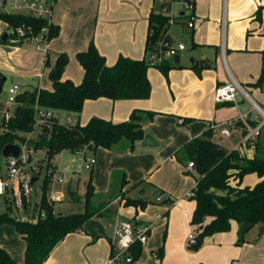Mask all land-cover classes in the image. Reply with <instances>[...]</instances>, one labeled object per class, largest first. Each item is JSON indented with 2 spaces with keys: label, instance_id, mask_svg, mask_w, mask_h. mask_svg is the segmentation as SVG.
Segmentation results:
<instances>
[{
  "label": "crops",
  "instance_id": "1",
  "mask_svg": "<svg viewBox=\"0 0 264 264\" xmlns=\"http://www.w3.org/2000/svg\"><path fill=\"white\" fill-rule=\"evenodd\" d=\"M156 2V0H55L50 23L59 27V34L56 38L41 49L26 44L27 41L16 46L0 43V74L5 78L3 88L5 85L8 87V94L11 88H17V95L35 89L50 91L52 86L48 79V73L57 54H65L68 57L63 80H70L75 85L80 84L83 70L75 56L77 53L85 51L90 42H93L99 54L105 58L107 66L114 65L120 56L132 60L143 59L145 57L148 16L152 10L158 8V2ZM257 11H260L259 15ZM172 15L175 17L183 15L182 10L176 11V13L173 11ZM194 17L193 29H187L184 17L176 21V23L184 25L180 36L172 33L171 27H169L167 35L170 42L174 45L177 37H182L187 44L189 42L190 52L185 53L186 46L183 45L184 43L178 42L177 45L182 44L184 50L178 52L179 62L176 65L173 60L172 65L175 67L168 72L167 77H164L159 70L158 73L163 78H160L157 72L153 73L152 68L148 70L147 77L151 85L149 99L111 101L100 98L88 100L84 102L79 115L73 116L61 111L59 115L64 120H70V125L78 123L83 126L94 117L120 123L128 120L132 110L156 112L158 115L152 121L144 122L142 125L144 132L153 138L156 145L142 147L140 142L135 146V149L138 154L145 152L160 156L161 151L172 142V139L164 141L161 137L162 131L159 126L168 124L172 129L177 130L182 141L179 139L165 157L160 156L162 158L160 162L163 165H174L177 161L178 151L182 147H179L178 151L172 152L178 146L200 137L202 133L214 126L233 121V125L229 128L230 135L221 137L218 134V137L219 139H230L237 134L240 140L230 148H222L227 151H239L240 154L251 158L254 155V148L243 147L244 128L238 120L242 116H246L253 123L258 120L252 111L253 106L258 105L248 96L247 92L252 93L264 105L263 87L253 86L264 68V0H196ZM3 31L5 33L6 25ZM185 33L188 36L185 35L183 38ZM47 51L53 54L49 55V66L46 65ZM192 65H195L198 70L204 65L207 67L200 69L198 75L191 69ZM231 81L238 83L244 93H238L235 103H232L230 107H221V103H217L214 99V90ZM245 98L251 104H247ZM13 108L14 104L9 103L8 98L0 96V121L4 117H8ZM166 128L169 130V127ZM215 135L214 132L212 141L221 146L214 140ZM258 141H261L260 137ZM120 145L123 144L120 143ZM128 148L130 149L129 144ZM135 149L130 150L135 151ZM88 153L91 152L88 151ZM127 154L128 152H125L123 155ZM61 155L62 152L53 160L55 172H60L62 169ZM91 155L93 158L91 171L87 176L84 174L74 176L76 178L71 177L68 184H62L67 186L68 192H60V203L55 204L54 212L61 215L73 214L68 209L69 203L72 201L84 202L85 193H80L72 188V183H78L80 178L83 180L85 189L87 182L91 181L94 195L99 192L100 186H103V191L106 193L111 184L115 182L116 193L113 195V200L102 201V199L98 204H95L97 206L104 205L103 209L108 212L109 217L94 218L102 224L104 233L103 220L105 219L110 220L109 223H113L114 226L118 221H130L135 226L146 224L135 218L139 215L142 216L149 206L159 203L162 196L166 195L164 191L152 184L154 173L146 180L138 181L137 178L122 172L115 181L112 180V165L108 160L111 157L116 158L117 155L111 149L102 148L97 149ZM181 166L186 170V165ZM188 174L192 177L195 188V177L198 175L189 172L183 175L187 176ZM251 176H255L253 184L245 185L242 180L240 188L253 187L259 182L260 179L256 175L251 174ZM245 178L246 176L243 179ZM105 183L106 188L104 187ZM124 183L125 185L122 186ZM125 191L128 192V197L147 201L149 204L145 210L137 212L133 207H125L124 201L127 198H120ZM155 192L159 193L156 200L160 198V201L150 200L149 196H154ZM186 195L183 196V200H190V198H186ZM74 198L77 201H74ZM192 202L193 208L189 214V225L195 208V203ZM66 208L68 212H60L61 209L66 210ZM124 208L134 211L133 219L120 217L124 213ZM240 226L237 223H232L229 232L205 238L200 247L206 243L207 239L219 242L220 248L223 245L222 242L228 246L234 244L240 240L238 237ZM256 227L253 226L244 234V242L237 247L238 250L231 249V256H234L235 259L234 264H264V235L255 242ZM190 228L195 229L191 225ZM252 231L253 233H251ZM102 237L104 236L92 237L86 232L71 233L56 245L44 264H107L111 256V249L109 251L108 246L103 244ZM194 238L196 235H190V242ZM146 245L147 243L142 246V253L147 250ZM0 248L4 249L15 263L22 264L24 262L26 244L14 226L0 225ZM140 260L141 258L132 264H153L152 261L142 262ZM116 264L124 263L119 259ZM190 264L209 263L195 258Z\"/></svg>",
  "mask_w": 264,
  "mask_h": 264
},
{
  "label": "trees",
  "instance_id": "2",
  "mask_svg": "<svg viewBox=\"0 0 264 264\" xmlns=\"http://www.w3.org/2000/svg\"><path fill=\"white\" fill-rule=\"evenodd\" d=\"M260 11H257L259 15ZM168 16L159 12L158 8L152 10L148 16V30L145 41V53L152 50L155 44L164 38L169 29ZM0 22L7 28H22L27 37L36 36L46 28L43 37L46 43L56 38L59 27L48 24L43 19H36L26 15L10 14L0 10ZM28 31V32H27ZM166 38L169 39L168 35ZM23 41L16 45L22 44ZM8 44V42H1ZM13 45V46H16ZM48 55H53L47 51ZM76 61L83 70L80 84L75 85L70 80H63V73L68 64L65 54L55 55L53 66L48 73L52 89H35L18 94L14 99V108L11 116L3 118L0 122V150L6 145H13L24 141L23 134L34 131L35 106L39 109L54 112H66L77 116L81 113L84 102L100 98L111 101L118 100H147L151 94V85L147 77L150 69L146 62V55L141 60H132L120 56L114 65L107 66L105 58L99 54L93 42H90L85 51L75 56ZM175 65L170 62L163 63L157 68L164 77ZM203 66L200 69H205ZM198 75L195 65L191 66ZM264 81V68L253 84L261 88ZM232 105L231 102L221 103V107ZM219 107V106H218ZM158 115L156 112L133 110L128 120L113 123L100 118H91L81 126L62 125L51 118L43 126L31 143L34 150H43L44 159L48 165L53 163L55 157L63 151L75 154L82 150L94 153L97 149H112L121 141L128 142L131 150L142 142L145 132L143 122L152 121ZM7 119V120H6ZM251 126L256 124L250 122ZM244 134V132H243ZM212 129L204 132L182 147L189 158V162L198 160L203 174L196 176V185L192 190L190 200L194 201L195 208L192 212L190 225L195 227L196 238L203 242L205 238L216 234L227 233L232 223L264 225V145L256 141L254 155L251 158L240 154L238 151H227L212 141ZM53 165V164H52ZM254 174L258 177L253 187L240 185L245 176ZM124 180V179H123ZM50 181L45 177L43 190L45 191ZM122 184V186H124ZM93 186L89 180L86 184L84 195V212L79 214L61 215L54 212V202H47L42 196L41 205L44 216L36 222L18 220L0 214V225L10 224L26 244L24 262L22 264H44L52 250L67 235L75 232L86 231V226L94 217L103 218V206H94L92 198ZM121 195V199H123ZM74 201H77L74 198ZM168 199L166 203H170ZM149 203L142 199H125V207H133L137 212L144 211ZM244 241L238 240L237 246ZM113 251L111 249V255ZM132 263L142 254L139 243L132 244L128 249ZM157 256L161 259L162 249ZM0 264H17L9 254L0 248Z\"/></svg>",
  "mask_w": 264,
  "mask_h": 264
},
{
  "label": "rangeland",
  "instance_id": "3",
  "mask_svg": "<svg viewBox=\"0 0 264 264\" xmlns=\"http://www.w3.org/2000/svg\"><path fill=\"white\" fill-rule=\"evenodd\" d=\"M155 1V0H154ZM175 2H178L176 0ZM157 3V2H156ZM180 6L174 4L173 11H181ZM4 12H8L7 8L3 9ZM172 33H175L177 36L182 35V29L184 25L180 23H174L171 26ZM5 28V24L0 22V36L4 33L3 29ZM188 36L186 33L183 34L184 36ZM174 46L177 45L178 42L184 43L183 45L186 46V51L190 52V44L182 37H177ZM26 44L36 47L35 42H28ZM148 54V53H147ZM144 50V56L147 55ZM144 58V57H143ZM153 73L157 72V68H152L151 70ZM160 78L163 76L158 73ZM262 90L264 92V81L262 83ZM248 96L258 105L259 108L262 109L264 112V105L250 92H247ZM3 98H8V87L5 85L3 88L2 93L0 94ZM246 99V103L249 104L250 101ZM12 104V103H11ZM251 104V103H250ZM230 107V106H228ZM44 111V109H42ZM35 124H34V131L30 134H23L21 136L24 137V141H19L18 143H14L13 145H17L19 147L27 148L28 152V160L27 165L24 166L25 173L32 176V178H36L37 180L32 184V190L28 198L21 196V208L17 205V197L13 189L10 187V183H8V187L6 192L3 195H0V214H4L8 217H12L18 220H25V215L30 210L33 205H36L39 208H42L41 200L42 196L45 195V199L47 202H51L50 200V191L56 193H66L68 192L67 186H61L60 184L53 183L52 178L53 174L55 173V168L53 167L52 163L50 165L47 164L46 159H44V152L41 150H34L31 143L36 140L41 128L48 124V119L46 117H42L43 111H41L37 106H35ZM133 111V110H132ZM131 114V113H130ZM129 114V116H130ZM255 114V113H254ZM253 115V114H252ZM258 115V114H257ZM11 114L8 116L10 117ZM129 118V117H128ZM260 121H263L262 116L258 115L257 117ZM7 120V119H6ZM219 121V120H217ZM1 122V121H0ZM150 122V121H144ZM143 122V123H144ZM143 125V124H142ZM169 127V130L166 128ZM159 128L161 129V137L164 141L172 139V142L167 146V148L161 151L160 156L165 157L171 150V148L177 144V141L180 139V134L177 133V130L172 129L168 124L160 125ZM167 129V130H166ZM222 128H218L216 130V135L214 140L224 148H230L237 144V141L240 140L239 135H235L233 138L230 139H219L218 134ZM225 129V128H224ZM2 130H0V133ZM203 134V133H202ZM201 134V135H202ZM260 142L264 143V134L260 135ZM180 141H182L180 139ZM123 144V145H120ZM119 143V145L112 148V152H114L117 156L116 158L111 157L108 161L109 164L112 165L111 175L112 180L116 181V178L119 177L122 172L128 173L130 176L137 178L138 181L146 180L151 174L154 173V180L151 181L154 186H156L159 190H162L166 193L165 196H162L161 201L157 204H152L148 207L145 213L142 216H138L135 218L137 221H141L142 223H146L148 226H151V229L147 235V250L145 253L143 252L141 256L138 258L142 262L152 261L153 264H190V262L195 258H198L199 261L209 264H234V256L232 255V250L237 249V242L232 245H227L225 242H222L223 245H219V242L213 241V239H207L206 243H204L199 249L191 250L190 249V235H195V229H191L189 225V214L193 208L192 200H183V196L187 193H190L192 196V190L194 189V181L192 177L188 174L187 176L183 175L186 174L187 171L181 165H187L189 163V158L185 153L184 149H180L178 146L172 153L178 151L174 165L167 164L163 165L160 162L162 159L159 155L155 154H148L145 152H138L131 151L128 148V142L123 140ZM125 152H128L127 155H123ZM154 153V152H150ZM88 155L92 156L91 153ZM77 158V155L71 154L69 152H62L60 160L63 162L61 163L62 169L60 171H64L65 166H70L72 161ZM180 161V162H179ZM102 166L104 164L102 162ZM159 167V169H158ZM122 168V169H121ZM158 169V170H157ZM157 170V171H156ZM183 173V174H182ZM84 174L85 176L88 175L86 171H80L78 175ZM47 178L50 182L47 185L46 190H43V180ZM73 179L76 177L72 176ZM83 177V176H82ZM0 180L6 181V162L5 159L1 155L0 150ZM255 180V176H246L243 179V183L245 185L253 184ZM154 182V183H153ZM53 183V184H52ZM65 184H68L66 182ZM115 182L111 184L109 190L104 193L103 186H100L99 192L96 195H93L92 204H98L102 199V201H112L113 195L116 193ZM106 188V183L105 186ZM247 187V186H245ZM72 188L78 192L85 193V186L83 183L82 178L78 183L73 182ZM50 189V190H49ZM124 198L133 199L128 197V192L125 191ZM159 196V193L155 192L154 196H149L150 200H156V197ZM121 198V197H120ZM78 199V198H77ZM170 200V203H166L167 200ZM157 201V200H156ZM55 204L60 203V201H54ZM55 206V205H54ZM104 207V205H103ZM20 208V209H19ZM71 213L79 214L84 212V204L83 202H70L69 208ZM66 210L61 209L60 212H68ZM124 213L120 215V217L125 218H134V211L129 208L123 209ZM167 213V216L165 217ZM104 215L103 218L109 217L106 212L102 213ZM96 218V217H94ZM93 220H96L94 219ZM102 218V219H103ZM113 220V219H111ZM110 220H103V224H105V235L102 237L104 240L103 244L108 246V249H112V251L116 254L120 253V249L118 245L112 240V230H113V223H109ZM109 223V224H108ZM254 231V230H253ZM253 231L251 233H253ZM230 247V248H229ZM162 249V257L161 259L157 256L159 250ZM232 249V250H231ZM111 253V252H110ZM143 255V256H142Z\"/></svg>",
  "mask_w": 264,
  "mask_h": 264
},
{
  "label": "built area",
  "instance_id": "4",
  "mask_svg": "<svg viewBox=\"0 0 264 264\" xmlns=\"http://www.w3.org/2000/svg\"><path fill=\"white\" fill-rule=\"evenodd\" d=\"M158 2V10L161 14L168 16V25L169 27L176 23V21L182 17L185 18V26L187 29H193L195 24V7L196 0H156ZM177 4L182 9V14L180 16H173V6ZM55 5V0H6L5 8L8 9L10 14H19L26 15L36 19H43L48 24H50V19L52 17L53 8ZM3 11V10H2ZM28 32V31H27ZM5 33L7 34V42L9 45H16L21 41L35 42L36 47L41 49L46 45V41L43 37V34L46 33V28L41 30V33L36 36L27 37L26 31L22 28H7ZM166 35H163L164 38L159 40L150 52L146 55V62L150 68H159L163 63L170 62L172 63L174 58L178 55V52L184 50L182 44L174 46L169 39L166 38ZM18 89L11 88L9 90L8 102L13 103L15 97L17 96ZM238 93H244L242 88L235 81L228 82L227 84L217 87L214 90V99L217 103L231 102L235 103ZM261 111H259V110ZM43 111L42 109H40ZM252 111L255 113L256 117L258 115L262 116L263 121L259 119L255 121V126L250 125V121L246 116H242L239 122H241L242 127L244 128V134L242 138L243 147L254 148V145L261 134L263 133L264 128V112L258 106H253ZM258 114V115H257ZM42 117H46L48 120L54 118L59 124L70 125V120H64L59 112H54L52 110L43 111ZM7 118V117H5ZM37 120V119H36ZM233 121H228L225 124L212 127V132H216L218 128L221 127L219 134L221 137H227L230 135L229 128L233 125ZM225 128V129H224ZM20 154L17 158L9 157L6 159V181L0 180V195H3L10 183V187L16 194L17 205L21 208V196L26 198L29 197L32 190V176L25 173L24 166L27 165L28 152L27 148L19 147ZM239 152V151H238ZM88 150H82L76 152L77 158L72 161L70 166H65L64 171H58L53 174L52 181L57 184H64L69 182V179L72 176H76L81 171L90 172L93 165V158L89 156ZM240 153V152H239ZM186 171L191 174H196L194 162H189L186 167ZM52 183V184H53ZM191 194H187L186 198H190ZM60 193L50 192L51 202L59 201ZM157 201H160V198H157ZM50 202V201H49ZM55 203V202H54ZM19 208V209H20ZM31 208L33 210L29 211L25 215V220L31 222H36L39 218L44 216V210L42 208L33 205ZM150 231V226L144 224L135 226L130 221H118L116 222L113 233L112 240L118 245L120 253L113 254L110 256L107 264H116L119 259L123 261L124 264H132V259L129 257L128 249L134 243H139L141 246H144L147 243V235ZM86 232V231H84Z\"/></svg>",
  "mask_w": 264,
  "mask_h": 264
},
{
  "label": "water",
  "instance_id": "5",
  "mask_svg": "<svg viewBox=\"0 0 264 264\" xmlns=\"http://www.w3.org/2000/svg\"><path fill=\"white\" fill-rule=\"evenodd\" d=\"M5 3H6V0H0V10H3L5 8ZM7 39H8L7 34L3 33L0 38L1 42H6ZM178 62H179V58L178 56H176L174 58V64L177 65ZM49 63H50V56L48 55L46 57V65L49 66ZM4 82H5V78L0 74V94L2 92ZM263 133H264V128H263ZM147 145H150V146L156 145L153 138L149 134H145L142 142L140 143V146L142 147L147 146ZM19 154H20V148L17 145H6L3 147L1 151V155L5 159L9 157L17 158ZM195 172L198 176H201L203 174V169L201 168L198 160L195 161ZM36 180H37L36 178H33L32 182H35ZM252 228H253L252 224H242L238 232L239 239L243 240L244 234ZM256 229H257V235L255 238V242H257L264 235V225L263 224L257 225ZM86 233L92 237L105 235L102 224H100L97 220H93V219L90 222H88L86 226ZM200 245H201V242L197 238H194L190 242V248L192 250H197L198 248H200Z\"/></svg>",
  "mask_w": 264,
  "mask_h": 264
},
{
  "label": "bare ground",
  "instance_id": "6",
  "mask_svg": "<svg viewBox=\"0 0 264 264\" xmlns=\"http://www.w3.org/2000/svg\"><path fill=\"white\" fill-rule=\"evenodd\" d=\"M259 110V109H258ZM259 111H261V110H259Z\"/></svg>",
  "mask_w": 264,
  "mask_h": 264
}]
</instances>
